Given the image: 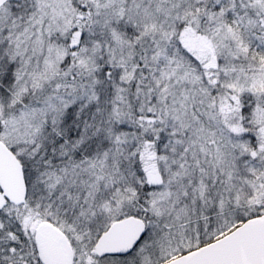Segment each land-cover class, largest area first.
Listing matches in <instances>:
<instances>
[{
	"label": "snow or ice",
	"instance_id": "snow-or-ice-1",
	"mask_svg": "<svg viewBox=\"0 0 264 264\" xmlns=\"http://www.w3.org/2000/svg\"><path fill=\"white\" fill-rule=\"evenodd\" d=\"M0 264H264V0H0Z\"/></svg>",
	"mask_w": 264,
	"mask_h": 264
}]
</instances>
